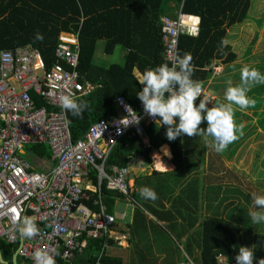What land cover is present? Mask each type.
I'll return each mask as SVG.
<instances>
[{
    "label": "trees",
    "instance_id": "1",
    "mask_svg": "<svg viewBox=\"0 0 264 264\" xmlns=\"http://www.w3.org/2000/svg\"><path fill=\"white\" fill-rule=\"evenodd\" d=\"M249 5L250 0H0V50L30 44L38 50L44 68L48 69L54 62V48L59 33L78 32L77 69L80 73V80L83 83L87 81L94 86L77 96L88 104L79 117H73L65 112L67 120L70 121L68 128L71 139L75 140L81 136L90 122L115 113L114 99L119 95H123L134 110H140L142 105L135 93L141 85L134 79L135 75L132 71L136 68L138 72H142L147 68L166 63L161 55L162 46L159 34L161 16L175 17L179 9L185 14L198 16V31L195 35L185 31L179 33L176 55L188 53L191 56L192 78L198 82H204L213 72L212 61L228 64L235 59V52L230 50L229 44L225 43L226 29L247 17ZM37 32L43 36L42 40L35 39ZM99 40L103 42L102 53L106 55L112 53L119 46L125 47L127 53L124 61L122 63H96L94 55ZM235 76V78H239V74H235ZM257 89L259 87L253 90ZM262 89H264L263 85ZM33 97L37 105L42 103L35 95ZM253 98L260 99L259 93H255ZM257 104V102L254 103L255 106ZM246 117L248 116L246 115ZM258 121V125L264 128V116ZM253 127L255 125L251 123L239 126L237 133L234 134L235 140L223 152L232 157L237 146H240L243 140L248 137ZM164 132L165 127H159L158 121L144 124L143 136L148 139V145L142 142L139 135H124L111 149L106 165L115 164L129 167L131 160L136 155H141L146 161H149L150 152L166 143L170 148L174 169L164 173L165 179L156 181L160 184L159 188L151 180L152 174H159V172L152 171L144 179L148 182L147 186L154 185L156 190L154 187L151 188L155 193L157 191V193H166L174 187L178 188V184H181L182 188L178 195H175V189L168 192L172 194L170 205L182 204L184 208L190 209L185 216L178 208L180 223L176 221V217L172 216L170 219L171 214L163 209V202L157 201V198L154 202L140 196L138 189L144 185L140 184L142 178L137 179V177L133 183L134 188L129 194L138 204H135L133 221L138 220L136 215L143 216L144 210L153 213L158 219H168L167 227L176 237L179 238L182 233H186V241L183 246L190 257L187 259L193 264H235L233 258L235 251L240 245L246 246L249 243L253 227L251 224L244 230L242 229L240 225L243 224L244 227L247 220L240 217L241 209L239 210L236 205L228 207L225 214L219 209V205L211 207L208 200L213 196L212 189L214 188L211 187L212 182L208 176L206 178L200 168L203 157L199 155L200 150L204 147V139L207 137L201 133L198 136H183L168 141ZM257 137H264V132L257 134ZM190 145L192 147H189ZM247 146L248 140L237 150L239 155L244 153ZM28 149L40 157L47 159L50 157V150L46 144H30ZM189 149H194L193 154L198 157L196 163L190 159L192 157ZM254 154L256 157L253 159V163L257 162L261 154H264L262 143L257 144ZM218 155L217 153L216 157ZM247 156L248 154L245 157ZM212 160L209 158L210 162ZM250 172H252L251 168ZM90 174L92 178H95L94 172L90 171ZM255 183L260 186L263 182ZM157 193L156 196H158ZM261 193L264 195V189ZM215 194L218 193L215 192ZM97 196V192H94L93 196H90V200L97 199ZM124 198L125 196L117 190L106 189L104 186L101 188L100 200L105 207L104 210L109 214L113 211L114 202L117 199L121 202ZM203 199H207L206 206L202 204L204 203ZM202 205L204 212L196 213L197 207L201 208ZM157 206L161 208V214H158L160 209ZM189 213H192L191 222L198 221L191 231H189V227H183L182 223L187 219ZM177 224L179 225L177 226ZM255 225L257 227L255 229L261 228V224ZM241 234L243 237L247 236L244 241ZM106 237L105 234L103 237L91 240L84 235L83 240L86 242V252L88 253H85L83 260L80 259L73 264H93L97 258L93 254L94 251L96 253L103 242H112L111 238ZM252 238H257V236ZM92 242L94 243L91 244ZM262 242L264 243V237ZM90 244L96 247L92 252L88 247ZM16 248L17 244H9L0 239V252L4 260L10 262ZM218 255H223L225 259L219 261ZM256 258H264V247L261 251H258L257 248L254 249L253 264H256ZM21 260L22 258L18 259L19 262ZM110 261L104 255L100 257V264H109ZM57 263L69 264L60 257V254L57 256Z\"/></svg>",
    "mask_w": 264,
    "mask_h": 264
},
{
    "label": "built area",
    "instance_id": "2",
    "mask_svg": "<svg viewBox=\"0 0 264 264\" xmlns=\"http://www.w3.org/2000/svg\"><path fill=\"white\" fill-rule=\"evenodd\" d=\"M198 22V16L180 9L175 17H160L161 55L166 63L176 57L179 33L195 35ZM78 51V32L59 33L48 69L30 44L0 50V239L17 244L16 256L29 264H34L36 250L53 255L58 264V254L70 260L82 251L84 235L109 236L116 217L104 210L102 186L121 192L127 201L132 198L128 169L106 165V160L124 135L141 136L144 124L155 123L142 107L134 110L123 96H117L115 114L90 122L72 140L58 97L69 91L77 97L88 90L77 69ZM201 90L204 93L202 86ZM33 95L42 103L37 105ZM136 116L138 123L132 121ZM41 143L49 147L51 164L34 170L19 154L24 145ZM90 171L96 184L89 180ZM89 191L98 195L91 200L93 208L85 203L90 200ZM23 218H31L37 227L31 238L16 231ZM100 263L97 256L93 264ZM178 264L193 263L186 259Z\"/></svg>",
    "mask_w": 264,
    "mask_h": 264
},
{
    "label": "clouds",
    "instance_id": "3",
    "mask_svg": "<svg viewBox=\"0 0 264 264\" xmlns=\"http://www.w3.org/2000/svg\"><path fill=\"white\" fill-rule=\"evenodd\" d=\"M35 39L42 40L43 36L37 32ZM190 61L191 56L188 53L177 54L170 64L161 63L136 73L134 79L141 87L135 94L144 114L153 118L155 123L158 121L159 127H165L164 136L168 141L203 133L211 138L209 146L219 153L236 138L234 108L243 110L254 105L255 101L247 93L253 86L264 84V73L255 67H241L239 83L228 81L224 89L226 103L212 105L211 98L202 92L201 84L192 78ZM198 97V102L194 103ZM209 103L211 106H208ZM58 107L73 117H79L88 104L69 91L59 95ZM139 119L136 116L132 121L138 123ZM202 121L205 123L203 128L200 127ZM65 122L70 123L68 120ZM138 192L144 199L154 201L157 198L155 191L148 186L140 187ZM249 198L252 208L247 215L251 224H264V195L251 192ZM16 231L22 237L31 238L36 234L37 227L31 218H23L16 224ZM261 247H264V243ZM233 258L235 264H253V246L240 245ZM33 261L34 264H56L53 255L41 250L33 253ZM256 264H264V258H256Z\"/></svg>",
    "mask_w": 264,
    "mask_h": 264
},
{
    "label": "rangeland",
    "instance_id": "4",
    "mask_svg": "<svg viewBox=\"0 0 264 264\" xmlns=\"http://www.w3.org/2000/svg\"><path fill=\"white\" fill-rule=\"evenodd\" d=\"M102 43V40L97 42L94 57L95 61H97L96 63L100 64H104L113 60V55L109 56L102 53ZM225 43L230 45V50L234 51L236 56L232 62L226 64L223 67L224 69H222V71H220V66L222 63L215 61L216 63L214 65L216 66L214 67L213 65L212 67L213 73H215V75L221 74L225 76V78L218 80V82L221 81L225 87L227 86L228 81H231L233 84H238L239 78H235V74H239V71L243 66L255 67L261 73H264V0H250L247 17L241 22L235 23L226 29ZM262 85L264 88V84H257L253 86L247 93V95L252 100L258 103L257 106L253 105L243 110L234 108V134L237 133L239 126H245L251 123L255 125V127H253V130L248 135V137L243 140L241 145L237 146L236 150L232 154V157L223 151L219 153L217 152L219 155L216 157L217 153L215 154V151L209 146L211 143L210 137L204 139V147L200 150L199 154L203 157L200 168L203 173H205L204 176H206V178L208 176L212 182L211 187L213 186L214 188L212 189L213 196L209 197L208 200L211 203V207L212 205H219V209H221L223 214H225L227 213L225 211L228 207L236 205L239 210L241 209V216H239L243 217L244 220H247V223H245L244 227L243 224L240 225L243 230L248 225H251V221L247 215L248 210L252 208L249 193L257 192L258 194H262V189H264V154L260 155L257 162H252L256 157L254 154V149L257 147V144L262 143L264 146V137H257V134L264 132V128L258 125V120H261L264 116V89H262ZM220 86L221 85H219V87ZM224 86L220 88L217 87L215 91H209V93L213 94L211 98L215 97V100L212 101V105H216L220 102L226 103L223 96L225 89ZM256 87H259V89L253 90ZM255 93H259L260 99L253 98ZM205 95L208 96L209 94ZM209 105H211V103H209ZM246 115L248 117H246ZM204 137L206 136L204 135ZM247 140L248 146L246 147L244 153L239 155L237 150ZM28 146L29 145H24L19 154L23 158H27L29 156V151L31 152V150L28 149ZM189 147L192 146L190 145ZM189 150L192 157L190 159L193 163H196L198 157L193 154L194 149ZM246 154H248L247 157H245ZM238 155L239 157H237ZM209 158L213 160L210 162ZM250 168L252 169V172H250ZM247 176L250 177L248 178ZM257 181L263 182L260 184L261 187L256 185L255 182ZM180 185L181 184H178L176 194L180 193L179 190L182 188ZM174 189L175 187L168 192H172ZM214 191L218 194H215ZM206 197L208 196L206 195ZM206 200L207 199H205V201ZM206 202L204 203L206 204ZM118 203L120 208L121 204L123 205L126 203V201L123 200ZM236 216L238 217V215ZM123 220V218L119 217L114 223H120L119 226L121 224L124 225V223H122ZM251 226L253 227L251 229L252 235L249 239V243H247L246 246H253L254 249L257 248L258 251H261L263 249L261 244L263 243L262 238L264 237L262 236L264 235V224H261V228L259 229H255L257 228L256 225ZM258 230L260 232H257ZM253 236H257V238L254 240V238H252ZM246 237L247 236L245 235L243 237L241 234L243 241L246 239ZM221 257L222 256H218V259ZM221 261H223L222 258Z\"/></svg>",
    "mask_w": 264,
    "mask_h": 264
},
{
    "label": "crops",
    "instance_id": "5",
    "mask_svg": "<svg viewBox=\"0 0 264 264\" xmlns=\"http://www.w3.org/2000/svg\"><path fill=\"white\" fill-rule=\"evenodd\" d=\"M126 53H127V49L125 47H122V46L117 47L112 53L109 54V56L113 55L112 57L113 60L109 61V63L111 62L122 63L124 61ZM215 61L216 60L212 61L213 65L216 63ZM222 64L220 66V69H221L220 71H222V69H224L223 67L226 65V64L224 65ZM132 72L134 75L138 73L136 68H134ZM222 78H225V76L221 74L215 75V73L212 72V74L210 75V77L207 78V80H205L204 82H199L201 86L204 88L205 94H209L208 97L211 98L213 95L209 93V91H215L216 88L219 87V85H221L220 87L224 86V84L221 81L218 82V80H221ZM84 84L87 85L88 90L92 89L94 86L93 84L87 81H84ZM119 96H123V95H119ZM198 100L199 98L197 99V101H194V103L198 102ZM214 100H215V97L211 98V101H214ZM200 127L202 128L205 127V123L203 121L201 122ZM141 140L145 145H148V139L145 136H143V134L141 135ZM162 145L166 146L168 148V151L170 152V148L166 143H163ZM160 146L157 149H153L150 152L149 161H146L141 155H136L131 160L130 166L126 167L128 169V176L130 179V185H131L130 189L131 190L134 188L133 183L135 182V178L137 177H138L137 179H139V177L142 178L140 180V184L147 186L148 182L144 178L146 175H150L152 171L159 172V174H152L153 178L151 179L154 183H156V185L158 186L157 188H159L160 184H158L156 181L163 180V178L165 179L166 176L164 173L168 171H172L174 169L175 166L171 161V152L169 155H167L168 156L167 157L166 154L160 149ZM28 157L26 159L30 162L31 168L34 170L46 169L51 164L50 157L48 159L44 157H40L36 155V153L34 154V152L32 151L31 152L29 151ZM158 164H159V167H158ZM94 177L96 178L95 173H94ZM95 178H92L91 174H89V180L92 184H96ZM148 187L151 188V187H154V185L153 186L150 185ZM136 188H137V185H136ZM154 189L156 190L155 187ZM176 190L177 188H175V191ZM89 192L91 193V196H93L94 192L92 191H89ZM157 195H158L157 201L163 202L164 203L163 209L171 214L170 219L172 218V216L176 217L177 218L176 221L180 223V217L178 216L179 212H177L178 208L184 213L185 216H187L186 212L189 211L190 208L189 209L187 207L184 208L182 204L176 205V206L170 205V199L172 197V194H169L168 192L166 193L159 192L157 193ZM175 195H178V194H175ZM129 200L130 201L125 200L126 203H124L123 205L121 204L120 208L118 206L119 204L118 202L120 201L117 199L114 202L113 211L111 214L114 213L116 219H118L119 217L123 218L124 220L122 223H124V225L121 224L119 226L120 223H114V225L111 228V231L109 232V236L106 237V238H111L112 242L111 243L103 242L98 248V251L96 253L94 251L93 254L96 255L95 257L97 256L101 257L104 255L106 258L108 257L111 260L109 264L111 263H116V264H178L181 260L183 261V260H186L187 258H190L189 255L185 252L184 246H183L186 241L185 240L186 233L184 234L182 233L179 238L176 237L167 227L168 219L167 220L158 219L153 213L147 210L143 211L144 217L143 216L140 217V215H136V218L138 220L133 221V217H134L133 211H134L135 206L138 204L134 202L133 199H129ZM203 201L206 202L204 199ZM85 203L88 206L93 208V206H91L92 205L91 200L86 201ZM186 203H187V200H186ZM202 204L205 205V203H202ZM203 205L201 206V208L197 207L196 213L199 211L204 212ZM206 205H207V202H206ZM94 209H96V207ZM159 209L160 210L158 211V214H161V208ZM164 210H162V212L166 214ZM191 220H192V213H189L187 219L184 222L181 221L184 225L183 227L190 228L189 231L193 230L196 224L198 223V221L191 222ZM189 223L190 225H188ZM178 225L179 224H177V226ZM98 238L97 237L91 238V240L98 239ZM93 243L94 242H92L91 244ZM91 244L90 246H88L90 248V252L96 249V247L94 245L91 246ZM85 246L86 245L83 246L82 251H80L79 253H76L75 256L72 257L73 260L71 258L70 260H65V262L69 264H73V262L75 261L77 263V261H79L80 259L83 260L85 253H88L86 252L87 246L86 247ZM218 256H222L221 257L222 260L225 259L223 255H218ZM20 258L21 257L16 256L17 264H24L25 262H26L25 264H29L27 261L23 259L19 262L18 259L20 260ZM221 258H219L218 260L221 261Z\"/></svg>",
    "mask_w": 264,
    "mask_h": 264
},
{
    "label": "water",
    "instance_id": "6",
    "mask_svg": "<svg viewBox=\"0 0 264 264\" xmlns=\"http://www.w3.org/2000/svg\"><path fill=\"white\" fill-rule=\"evenodd\" d=\"M131 175V174H130ZM16 255H17V250L14 251V253L12 254V258H11V261L8 262L6 260H4L1 256V253H0V261L4 264H17L16 262Z\"/></svg>",
    "mask_w": 264,
    "mask_h": 264
},
{
    "label": "bare ground",
    "instance_id": "7",
    "mask_svg": "<svg viewBox=\"0 0 264 264\" xmlns=\"http://www.w3.org/2000/svg\"><path fill=\"white\" fill-rule=\"evenodd\" d=\"M186 20H189V19H186ZM204 94H205V92H204ZM198 99V98H197ZM160 149L166 154V156L167 155H169L170 154V152L168 151V148L166 147V146H163V145H161L160 146ZM160 150V151H161ZM168 157V156H167ZM158 167H159V164H158ZM162 167H164V166H162ZM171 167V166H170ZM169 169V168H168Z\"/></svg>",
    "mask_w": 264,
    "mask_h": 264
}]
</instances>
